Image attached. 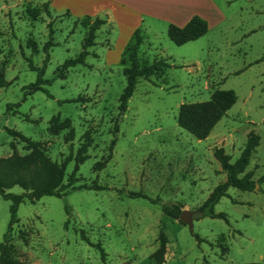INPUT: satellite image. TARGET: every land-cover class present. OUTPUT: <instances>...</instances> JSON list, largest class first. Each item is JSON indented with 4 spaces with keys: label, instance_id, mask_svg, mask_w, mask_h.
<instances>
[{
    "label": "rangeland",
    "instance_id": "obj_1",
    "mask_svg": "<svg viewBox=\"0 0 264 264\" xmlns=\"http://www.w3.org/2000/svg\"><path fill=\"white\" fill-rule=\"evenodd\" d=\"M49 3L48 15L44 3ZM202 16L208 31L196 40L174 44L169 24L183 26ZM105 19L88 48L84 64L55 77L60 65L81 51L89 17ZM49 23L52 45L47 50ZM139 28L141 66L162 58L172 66L139 78L127 107L118 110L129 67L127 45ZM36 42L37 52L27 45ZM46 91L24 98L26 86L43 65ZM0 157L26 154L24 142L7 129L39 141L61 163L70 153L64 182L72 189L58 198L24 201L17 210L10 239L15 257L34 264H157L152 254L158 234L167 236L161 264H264V180L251 191L235 187L214 206L223 218L194 217L226 173L213 155L222 147L234 162L253 130L259 145L246 171L264 174V0H0ZM217 89H232L236 102L205 139L178 126V107L210 98ZM8 105L9 109H8ZM117 132L114 133V126ZM90 132L88 158L75 169L73 159ZM72 135V136H71ZM103 168L94 164L108 156ZM8 191L21 193L19 186ZM129 192H143L130 197ZM162 203H179L184 213L173 218ZM10 201L0 196V241L6 231ZM65 206L67 210L65 209ZM83 230L98 250L80 236ZM197 234L201 240H197Z\"/></svg>",
    "mask_w": 264,
    "mask_h": 264
},
{
    "label": "trees",
    "instance_id": "obj_2",
    "mask_svg": "<svg viewBox=\"0 0 264 264\" xmlns=\"http://www.w3.org/2000/svg\"><path fill=\"white\" fill-rule=\"evenodd\" d=\"M44 11L49 15V3H44ZM105 19L98 16L92 20L86 17L82 20V24L87 26V32L82 40L81 51L74 57L67 58L58 68L55 77L63 78L68 68L76 66L77 64H84L85 58L88 55V48L94 44L96 31L101 25L105 24ZM208 31L207 21L199 15H193L183 26L169 24L167 28V36L176 45H182L186 42L193 41L206 34ZM53 29L49 23V40L44 44V49L47 50L52 45L51 37ZM143 41V36L140 29L137 28L133 34L131 42L127 45L125 53L129 61V67L126 71V83L119 96L118 110L121 114L127 107V102L132 96L136 82L139 78H149L156 75L172 65L162 58L153 60L150 64L141 66L137 58L138 49ZM27 45L33 52H37L36 42L28 38ZM49 55L46 54V59L42 66L37 67L29 60V67L31 70L37 72L34 82L26 86L24 98L27 95L36 91H46L44 84H50V80L45 79L46 61ZM4 69L0 66V86H6ZM236 94L232 89H217L213 91L210 98L205 101L199 102H184L179 105L176 123L181 128L191 133L197 139H205L217 122L226 114L232 105L236 102ZM8 105V109H9ZM7 132L14 138H18L24 142V148L28 151L26 154H19L15 151V144L10 143L13 152L9 156L0 157V196L4 200L10 201L9 205V221L6 231L0 241V264H34L28 261L19 260L15 257V247L11 242L10 234L13 226L18 222L17 210L21 203L24 201L34 202L43 196H55L58 198L67 195V188L70 186L72 189L80 188H99L97 185L94 187H87L85 185L75 186V177H69L67 183L64 182L66 175L67 164L72 160L71 153L66 156L61 163L53 161L43 150L41 143L32 140L30 137L13 130L7 129ZM117 132V125L114 126V133ZM72 136V135H71ZM84 141L77 149L74 156L75 169L77 166L84 162L89 156L86 153L90 145L91 137L90 132L87 130L83 135ZM259 135L251 130L246 137L245 143L241 149L238 158L232 163L230 156L224 152L222 147H217L213 151V155L219 162L222 170L226 173L224 182L218 184L213 188L207 199L200 207L203 215L213 218H223L228 222L226 214L223 212H215L214 206L219 202L220 198L227 195L229 187H235L240 190L251 191L264 180V174L258 179H253V172L246 171V167L250 162L252 153L259 145ZM115 139H112L109 145L108 156L97 161L95 168H103L109 159ZM13 186H19L22 189L21 193H13L8 191ZM130 197H143L147 198L143 192H129ZM156 203L158 199H150ZM162 211L165 215L173 218L180 219L184 210L179 203H162ZM65 209L67 210L66 206ZM197 240H201L197 234H194ZM81 238L86 241L90 246L98 250L100 257L105 258L106 253L104 247L99 242H92L83 230L80 231ZM159 245L152 258L155 259L157 264L164 262V254L166 253L167 236L163 230L158 234ZM257 264V263H247Z\"/></svg>",
    "mask_w": 264,
    "mask_h": 264
},
{
    "label": "water",
    "instance_id": "obj_3",
    "mask_svg": "<svg viewBox=\"0 0 264 264\" xmlns=\"http://www.w3.org/2000/svg\"><path fill=\"white\" fill-rule=\"evenodd\" d=\"M257 186V185H256ZM202 213H201V211H197V212H195V213H193V216L194 217H198L199 215H201Z\"/></svg>",
    "mask_w": 264,
    "mask_h": 264
},
{
    "label": "crops",
    "instance_id": "obj_4",
    "mask_svg": "<svg viewBox=\"0 0 264 264\" xmlns=\"http://www.w3.org/2000/svg\"><path fill=\"white\" fill-rule=\"evenodd\" d=\"M202 17V16H201ZM203 18V17H202Z\"/></svg>",
    "mask_w": 264,
    "mask_h": 264
}]
</instances>
